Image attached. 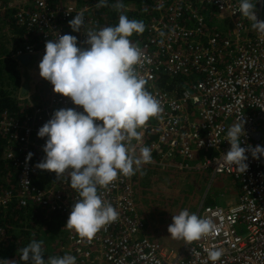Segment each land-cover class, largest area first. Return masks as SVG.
Segmentation results:
<instances>
[{
	"label": "built area",
	"instance_id": "1",
	"mask_svg": "<svg viewBox=\"0 0 264 264\" xmlns=\"http://www.w3.org/2000/svg\"><path fill=\"white\" fill-rule=\"evenodd\" d=\"M239 3L154 2L156 15L146 24V38L137 44L143 58L136 71L146 79V89L159 101L162 111L139 129L140 141H132L133 145L151 149L152 162L143 166L229 176L239 189L236 203L221 207L201 202L195 214L212 220L213 233L190 244L184 241L178 250H169L158 240L141 234L143 223L137 213L134 176L119 177L108 189H98L102 199L119 213L116 221L91 240L66 228L67 254L76 257V264H264V157L253 159L246 152L248 170L244 174L222 162V155L230 149L227 131L240 115L246 120L241 147L256 146L262 137L259 122H264V35L242 16ZM11 6L0 3V11ZM263 7L264 0H257L256 16L261 21ZM91 9L78 7L74 0L55 5L47 0H25L15 12L16 20L26 29L25 40L12 56L43 57L45 42L57 33L69 32L77 37L78 47H87L83 44V28L79 33L72 32L68 22L82 12L86 28L93 29L96 19ZM206 14L225 21V30L210 26ZM165 76L185 78L184 87H160ZM37 88L17 100L30 107L31 113L16 118L0 111V136L7 137L9 143L4 157L18 169V193H0V211L15 198L23 207L38 206L65 215L68 220L78 198L68 179L61 178L48 187L34 182L35 157L43 152L47 139L39 138L37 133L55 110L83 109L70 98L54 93L46 80L42 88ZM30 152L33 155L26 161ZM3 236L0 226V249ZM210 249L222 250L218 261L208 259Z\"/></svg>",
	"mask_w": 264,
	"mask_h": 264
},
{
	"label": "clouds",
	"instance_id": "2",
	"mask_svg": "<svg viewBox=\"0 0 264 264\" xmlns=\"http://www.w3.org/2000/svg\"><path fill=\"white\" fill-rule=\"evenodd\" d=\"M256 3L257 0H240L239 12L252 21L254 30L264 35V21L257 19ZM96 6H108L107 0H98ZM113 7L121 13L118 24L99 29L86 28L84 14L77 13L68 23L72 32L79 33L83 28V44L87 47H78L74 35L57 33L45 42V54L38 65L39 76L53 86L54 93L70 98L83 109L55 110L39 128L37 136L47 139L42 149L45 156L35 168L54 172L56 180L68 179L78 198L64 227L87 240L119 217L98 189H108L119 177H131L138 172L143 175V165L152 162L151 149L133 145L132 141L139 142V129L162 111L159 101L147 91L146 79L136 71L143 52L130 37L142 34L145 25L123 14L122 0H117ZM242 117L243 114L227 131L230 149L222 155V162L244 174L248 170L246 152L258 160L264 157V147H241L246 135V120ZM32 155L28 153L26 161ZM214 228L211 219L185 209L172 215L167 230L173 239L190 244L211 235ZM42 245L43 241L33 239L19 249L22 264H76V257L71 254L43 259ZM207 256L216 262L222 250L210 249ZM0 264H17V260L0 259Z\"/></svg>",
	"mask_w": 264,
	"mask_h": 264
},
{
	"label": "trees",
	"instance_id": "3",
	"mask_svg": "<svg viewBox=\"0 0 264 264\" xmlns=\"http://www.w3.org/2000/svg\"><path fill=\"white\" fill-rule=\"evenodd\" d=\"M51 5H55L64 0H47ZM156 0H122L125 8L122 10L129 19L143 21L145 30L142 34H133L130 40L137 45L146 38V24L151 16L156 15L154 11V2ZM117 0H107L108 6L97 7L98 0H76L77 6H91V12L96 19L93 29H99L107 26H116L118 24L120 12L116 11L113 5ZM2 6L6 5L5 0H0ZM16 9L6 8L0 11V111H7L16 118H21L25 113H31L32 109L21 105L17 101V90L22 86V79L16 70L18 64L13 59L10 49H6L9 38L3 33L4 27L11 34V38L18 41V44L24 42L26 29L19 24L15 18ZM212 17L211 14H208ZM68 34H71L68 32ZM7 38V39H6ZM10 52V53H9ZM166 79L160 84L171 90L175 85L179 89L184 87L185 78L164 77ZM7 137L0 136V193L11 191L18 193V169L10 161L5 159L4 153L7 145ZM40 151L35 157L38 163L44 157ZM34 182L40 186H51L56 180L54 172L41 171L37 169L33 175ZM137 196V193L135 194ZM67 217L59 213L49 212L38 206H21L13 198L10 204L0 211V226L4 229L3 246L0 249V259L17 260V264H22L19 260V249L27 246L33 239L43 241L44 248L43 259L48 256H63L67 254L68 244L66 240Z\"/></svg>",
	"mask_w": 264,
	"mask_h": 264
},
{
	"label": "rangeland",
	"instance_id": "4",
	"mask_svg": "<svg viewBox=\"0 0 264 264\" xmlns=\"http://www.w3.org/2000/svg\"><path fill=\"white\" fill-rule=\"evenodd\" d=\"M12 6L10 9H16L23 5L25 0H5ZM72 1V0H67ZM76 2V0H74ZM264 8V7H263ZM262 16H264V9ZM206 21L210 26H215L219 30H225L226 23L219 20L215 15L212 17L206 14ZM3 33L7 35V28L4 27ZM11 36V34H10ZM4 47L10 49L13 55L19 50L23 42L10 38ZM6 38V39H7ZM9 52V53H10ZM15 59L13 56H10ZM38 64L40 57H36ZM35 60L31 61L33 64ZM22 80L32 82L31 77L26 76L20 66L16 67ZM37 90L42 88L44 79L38 76ZM39 85V86H38ZM35 87V88H36ZM18 99L21 95L17 92ZM259 129L262 132L260 141L255 145L264 147V122H259ZM177 161L180 159L177 158ZM143 175L139 172L134 175V189L137 193L135 197L138 216L143 223L141 234L158 240L169 250H178L184 243V240L173 239L168 232V226L172 223V215H177L181 210L187 209L190 213H195L199 204H234L236 202L239 189L237 183L226 175L212 176L209 172H187L176 171L173 169H161L154 166H143ZM171 243H166L168 238Z\"/></svg>",
	"mask_w": 264,
	"mask_h": 264
},
{
	"label": "crops",
	"instance_id": "5",
	"mask_svg": "<svg viewBox=\"0 0 264 264\" xmlns=\"http://www.w3.org/2000/svg\"><path fill=\"white\" fill-rule=\"evenodd\" d=\"M1 25V23H0ZM7 35L11 38L10 36V33L7 31ZM36 57H40L41 60H42V57L40 55H37V56H34L33 59L35 60V62L33 64H29L27 66H23V65H20V64H17V66H20L23 70V72L26 74V76H29L31 77L32 79V82H28L25 81V80H22V86L21 88L19 89V91L17 90V92L21 95V96H26L28 94H31L34 92L35 90V87L37 86V81L36 78L39 76V67H38V61L36 60ZM32 59V61H33ZM21 77V76H20ZM25 87V89H24ZM135 179V177H134ZM61 181V180H60ZM70 187V186H69ZM65 190V189H64ZM237 201V200H236ZM233 203H236V202H233ZM211 205H214V204H211ZM219 205V204H217ZM227 205H231L230 203L226 204L225 206ZM225 206H221V207H225ZM171 243V238L169 237L167 240H166V243Z\"/></svg>",
	"mask_w": 264,
	"mask_h": 264
},
{
	"label": "water",
	"instance_id": "6",
	"mask_svg": "<svg viewBox=\"0 0 264 264\" xmlns=\"http://www.w3.org/2000/svg\"><path fill=\"white\" fill-rule=\"evenodd\" d=\"M33 57L27 54H21L17 57V61L23 65V66H27L31 63ZM25 89V87H24Z\"/></svg>",
	"mask_w": 264,
	"mask_h": 264
},
{
	"label": "bare ground",
	"instance_id": "7",
	"mask_svg": "<svg viewBox=\"0 0 264 264\" xmlns=\"http://www.w3.org/2000/svg\"><path fill=\"white\" fill-rule=\"evenodd\" d=\"M211 205V204H210ZM214 205H217V204H214ZM217 206H220V205H217Z\"/></svg>",
	"mask_w": 264,
	"mask_h": 264
},
{
	"label": "flooded vegetation",
	"instance_id": "8",
	"mask_svg": "<svg viewBox=\"0 0 264 264\" xmlns=\"http://www.w3.org/2000/svg\"><path fill=\"white\" fill-rule=\"evenodd\" d=\"M15 58V57H14ZM18 62V61H17ZM18 64H20V63H18ZM21 65V64H20Z\"/></svg>",
	"mask_w": 264,
	"mask_h": 264
}]
</instances>
